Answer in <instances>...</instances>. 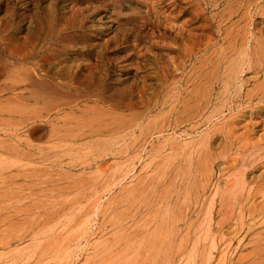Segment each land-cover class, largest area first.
Wrapping results in <instances>:
<instances>
[{
    "label": "rangeland",
    "instance_id": "374dc122",
    "mask_svg": "<svg viewBox=\"0 0 264 264\" xmlns=\"http://www.w3.org/2000/svg\"><path fill=\"white\" fill-rule=\"evenodd\" d=\"M0 102V264H264V0H0Z\"/></svg>",
    "mask_w": 264,
    "mask_h": 264
},
{
    "label": "bare ground",
    "instance_id": "6f19581e",
    "mask_svg": "<svg viewBox=\"0 0 264 264\" xmlns=\"http://www.w3.org/2000/svg\"><path fill=\"white\" fill-rule=\"evenodd\" d=\"M7 64V63H6ZM2 65V64H1ZM8 65V64H7ZM26 68V67H25ZM15 73V72H14ZM33 79V78H32ZM46 84V83H45ZM50 88V87H49ZM57 90V89H56ZM41 93V92H40ZM45 95H47V94H45ZM49 95V94H48ZM29 97V96H28ZM59 100V99H58ZM50 101V100H49ZM1 103V102H0ZM56 103V102H55ZM58 103H59V101H58ZM34 104V103H33ZM60 104V103H59ZM11 105V104H10ZM1 106V105H0ZM25 106V105H24ZM52 106V105H51ZM46 107V106H45ZM54 107H56V105L54 106ZM52 108V107H51ZM91 108V107H90ZM53 109V108H52ZM89 109V108H88ZM18 110V109H17ZM51 110V109H50ZM82 111H83V109H82ZM32 112V111H31ZM36 113V112H35ZM104 114V113H103ZM108 114V113H107ZM41 115V114H40ZM124 116V115H123ZM115 118V117H114ZM80 119V118H79ZM121 120V119H120ZM123 120V119H122ZM101 121V120H100ZM113 121V120H112ZM87 123V122H86ZM85 124V123H84ZM103 123H101V125H102ZM100 126V125H99ZM64 127H65V125H64ZM70 127V126H69ZM73 127V126H72ZM102 126H100V127H98V128H101ZM103 127H104V125H103ZM71 128V127H70ZM33 129V128H32ZM118 130H120V129H118ZM69 133V132H68ZM71 152V151H70ZM254 195V194H253Z\"/></svg>",
    "mask_w": 264,
    "mask_h": 264
}]
</instances>
